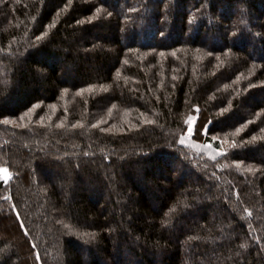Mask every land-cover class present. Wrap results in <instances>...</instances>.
<instances>
[{"label":"trees","instance_id":"trees-1","mask_svg":"<svg viewBox=\"0 0 264 264\" xmlns=\"http://www.w3.org/2000/svg\"><path fill=\"white\" fill-rule=\"evenodd\" d=\"M0 167V264H264V0H0Z\"/></svg>","mask_w":264,"mask_h":264},{"label":"rangeland","instance_id":"rangeland-1","mask_svg":"<svg viewBox=\"0 0 264 264\" xmlns=\"http://www.w3.org/2000/svg\"><path fill=\"white\" fill-rule=\"evenodd\" d=\"M189 145L197 147L198 149H200L201 151L207 153L209 156H215L218 153L220 154V151L216 150L215 148H213L210 145H206V144H202V143H197L195 141H193L192 139H190V141L188 142ZM111 175V174H110ZM11 178V175L8 171V169L6 167H0V179H3L5 181H8ZM205 196V195H203ZM206 198V197H205ZM204 198V199H205ZM217 221V220H216ZM225 232L223 231V234Z\"/></svg>","mask_w":264,"mask_h":264}]
</instances>
